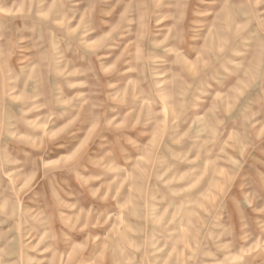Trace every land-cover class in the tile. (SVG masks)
<instances>
[{
    "label": "rangeland",
    "instance_id": "obj_1",
    "mask_svg": "<svg viewBox=\"0 0 264 264\" xmlns=\"http://www.w3.org/2000/svg\"><path fill=\"white\" fill-rule=\"evenodd\" d=\"M0 264H264V0H0Z\"/></svg>",
    "mask_w": 264,
    "mask_h": 264
}]
</instances>
